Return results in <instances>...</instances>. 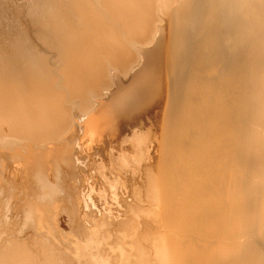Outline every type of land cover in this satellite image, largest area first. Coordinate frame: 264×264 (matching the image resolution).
I'll list each match as a JSON object with an SVG mask.
<instances>
[{
  "label": "bare ground",
  "instance_id": "1",
  "mask_svg": "<svg viewBox=\"0 0 264 264\" xmlns=\"http://www.w3.org/2000/svg\"><path fill=\"white\" fill-rule=\"evenodd\" d=\"M0 264H264V0H0Z\"/></svg>",
  "mask_w": 264,
  "mask_h": 264
},
{
  "label": "rangeland",
  "instance_id": "2",
  "mask_svg": "<svg viewBox=\"0 0 264 264\" xmlns=\"http://www.w3.org/2000/svg\"><path fill=\"white\" fill-rule=\"evenodd\" d=\"M145 99V98H144ZM134 99H128V102L130 103V104H134V105H136V107H135V109L132 111V110H130V112L129 111H127V112H129V114H131V116L133 117V119H138L139 117H142V119H141V121L144 119V115H145V111H143L142 109H143V107L142 106H144V109L147 107V105H146V102L143 100V102H144V104H143V102H142V104H140V101H142V100H139V99H137L136 101H133ZM140 104V105H139ZM148 119V118H147ZM146 119V121H145V119H144V121H145V123H146V125H148V120ZM139 120V119H138ZM145 125V126H146ZM131 127V126H130Z\"/></svg>",
  "mask_w": 264,
  "mask_h": 264
}]
</instances>
